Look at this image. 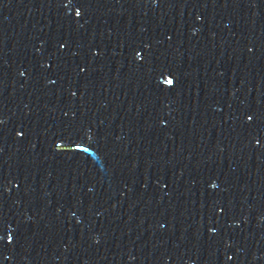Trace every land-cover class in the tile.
Here are the masks:
<instances>
[{"label": "snow or ice", "instance_id": "1", "mask_svg": "<svg viewBox=\"0 0 264 264\" xmlns=\"http://www.w3.org/2000/svg\"><path fill=\"white\" fill-rule=\"evenodd\" d=\"M169 83H171V81H169Z\"/></svg>", "mask_w": 264, "mask_h": 264}]
</instances>
